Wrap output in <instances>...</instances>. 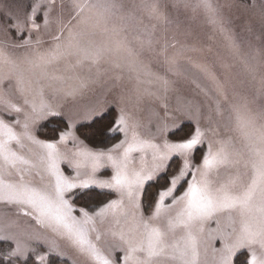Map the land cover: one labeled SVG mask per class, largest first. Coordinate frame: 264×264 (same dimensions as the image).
I'll return each instance as SVG.
<instances>
[{
	"label": "snow or ice",
	"instance_id": "snow-or-ice-1",
	"mask_svg": "<svg viewBox=\"0 0 264 264\" xmlns=\"http://www.w3.org/2000/svg\"><path fill=\"white\" fill-rule=\"evenodd\" d=\"M200 4L215 15L210 0H200ZM56 7L57 0H28L22 14L9 12L7 21L0 19V28L22 42L18 47H27L32 34L50 27ZM72 7L75 15L68 23H64L62 16L57 17L61 35L53 37L56 43L47 52L38 54L37 66L77 54L82 57L77 63L87 60L95 64L109 51L91 47V41L83 44L87 33H73L69 25L72 20L84 23L91 20V28L108 31L109 21L123 5H117L114 0L98 4L73 0ZM85 8L96 11L92 16L81 18ZM146 10L149 18L166 19L156 3ZM120 19L126 17L121 15ZM65 31L69 33L66 42L62 40ZM112 31L117 30L113 27ZM39 43L37 39L36 44ZM145 47H152L150 36L141 43V48ZM116 50L126 51L129 57L138 55L124 41H117ZM0 60L15 63L8 59L4 49H0ZM128 67L137 70L134 60ZM11 79L0 76V89L5 84L8 88L14 87L23 97V105L13 102L7 91H0V106L9 116L23 115L22 125L20 119L15 120V125H21L23 131L16 133L12 124L0 119V134L4 137L0 139L2 166L15 169L19 164H30L11 147L12 141L21 148L24 142H29L42 150L41 166L55 181L41 186L26 181L22 175L15 181L0 179V202L14 207L17 215L28 217L34 222L30 227L47 229L66 240L87 257L88 264H198L200 226L226 214L231 231L220 241L216 264H235L242 251L245 258L241 264H264V106L254 108V98H237L236 94L230 97L225 86L216 83V113L223 117L227 112L222 126L230 134L222 135L217 121L214 140H208L199 121L185 125L177 118L171 128L167 123L158 128L163 139L155 142L154 137L142 136L138 131L140 125L132 121L124 108L111 119H107L106 110L93 112L84 132L75 123H65L63 130H53L52 140H41L32 131L37 121L62 113L45 102L42 90L39 104L30 100L26 94L30 89L25 87L23 75L16 77L14 85ZM212 79L215 81L214 76ZM162 85L167 89L168 81L162 80ZM109 134H122L123 139L107 150L89 148L80 138L83 135L103 139ZM68 137L78 145L77 150L62 153L59 146ZM134 153L141 154L138 165ZM60 160L75 170V177L60 170ZM109 167L112 171L108 179L96 178L101 168ZM81 169L87 179H77L82 175ZM93 187L116 193L117 198L91 213L80 208L82 219L72 216V204L66 195L76 189ZM98 221L108 225L103 232H98ZM92 233H98L96 241L110 238L106 255L91 242ZM0 241L14 244L7 250L0 248V264H51L48 251L51 245L45 248L42 241L36 240L33 246L12 235H0ZM257 249L261 252L259 257Z\"/></svg>",
	"mask_w": 264,
	"mask_h": 264
},
{
	"label": "rangeland",
	"instance_id": "rangeland-1",
	"mask_svg": "<svg viewBox=\"0 0 264 264\" xmlns=\"http://www.w3.org/2000/svg\"><path fill=\"white\" fill-rule=\"evenodd\" d=\"M85 2L98 4L104 3L105 0H81V3ZM114 2L117 5L122 4L123 8L109 21L108 31L91 28V20L87 23L72 20L69 25L73 33H87L82 40L83 44L87 45L91 41L93 48L109 49L95 64L87 60L77 63L82 59L77 54L63 57L51 64L37 66L38 54L47 52L56 43L53 37L61 35L57 17L62 16L64 23H68L75 15L73 0H63L62 7L61 0H57L50 27L46 31L32 34L31 44L27 47H18L22 42L11 34H6L5 28H0V49H4L8 59L15 62L3 63L0 60V76L11 77L10 83L14 85L16 77L23 75L25 87L30 89L26 93L30 100L34 99L39 104L42 90L45 102L62 113L58 117L37 121L32 131L38 139L52 140L55 137L54 135L48 138L47 129L43 128V125L51 120L64 125L75 123L79 127L91 122L89 117L93 112L106 110V114L110 112L114 116L120 108H124L132 121L140 125L138 131L142 136L154 137L155 142L163 139L158 128L163 127L165 123L171 128L177 118L185 125L199 121L206 130L208 140H214L216 137L213 129L218 127L217 121L220 122V133L230 134L225 133L222 126L227 112L223 117L216 113L217 82L225 86L230 97L236 94L237 98H254V108L264 106V0H210L215 9L214 16L200 4V0ZM153 3L158 4L166 19L149 18L146 9ZM27 4L28 0H3L0 2V19L7 21L9 12L22 14ZM95 11L85 8L81 18L92 16ZM121 15L126 19L121 20ZM113 27L116 32L112 31ZM68 35L65 31L62 40L66 42ZM149 36L152 40L151 49H142L141 43ZM37 39L39 44H36ZM117 41H124L127 47L138 55L129 57L126 51H117ZM171 59L175 62L170 63ZM133 60L137 68L135 71L128 67L129 62ZM162 80L168 81L167 89L162 85ZM0 91H7L13 102L18 106L23 105V97L14 87L8 88L5 84ZM0 119L12 124L16 133L23 131L22 114L13 113L9 116L0 106ZM16 119L21 120V125H15ZM63 129L64 126L57 130ZM0 139H4L2 134ZM119 139H123L122 134ZM119 139L114 143L119 142ZM84 144L92 149L104 150L113 145L95 148L85 141ZM11 147L18 155L30 161V164H19L15 169H8L2 166L0 161V179L15 181L22 175L26 181L41 186H48L50 180L55 182L41 166L40 157L43 153L39 146L24 142V147L21 148L12 141ZM59 147L62 153L74 152L78 145L72 137H68ZM140 155L134 153L137 165ZM147 158L150 160V153ZM59 168L66 175L76 176L75 170L69 169L64 160L59 161ZM80 171L82 175L77 179H87V176L83 175L84 170ZM111 171L110 167L101 168L96 173V178L108 179ZM78 191L81 189L73 190V193L66 195V199L72 204V216L82 219L79 212L82 206L73 201ZM111 193L113 195L110 199L117 198L116 193ZM97 208L86 209L91 213ZM230 223V218L224 214L215 216L200 226L202 230L197 232L198 264H216L217 250L222 246L220 241L224 234L231 231ZM33 224L28 217L17 215L14 207L0 202V235H12L33 246L36 240L42 241L45 248L51 245L48 249L51 264H88L87 257L66 240L47 229L30 227ZM96 226L98 232H103L108 227L106 223L101 224L99 221ZM97 234H91V242L106 255L110 238L96 241ZM10 244L12 241H0V248L7 250ZM260 255L261 252L257 249V256ZM239 256L244 260L243 251Z\"/></svg>",
	"mask_w": 264,
	"mask_h": 264
},
{
	"label": "trees",
	"instance_id": "trees-1",
	"mask_svg": "<svg viewBox=\"0 0 264 264\" xmlns=\"http://www.w3.org/2000/svg\"><path fill=\"white\" fill-rule=\"evenodd\" d=\"M106 117L107 119H111L112 114L108 112L106 114ZM90 123H85V124L80 125L79 127L81 129V132L86 131V126ZM62 126H64V123L60 124L56 120L55 122H52L51 120L50 122L45 123V125H43V128L47 129L46 136L48 138H52L55 135L53 130L54 129L57 130ZM81 137L90 146H93L95 148H105V147L112 145L114 142H116L120 138V135L109 134L107 138H103V139L100 137H91V136L85 137L83 135H81ZM85 193H88V194H85ZM112 195L113 194L108 190H100V189L93 187L87 190L78 191L75 194L73 201L79 206L86 207L89 210H92V209H95L96 207H99L101 204L107 202L111 198ZM241 261H243V258L239 256L235 260V264H241Z\"/></svg>",
	"mask_w": 264,
	"mask_h": 264
}]
</instances>
